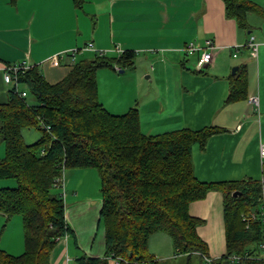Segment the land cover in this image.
<instances>
[{"label": "crops", "instance_id": "obj_1", "mask_svg": "<svg viewBox=\"0 0 264 264\" xmlns=\"http://www.w3.org/2000/svg\"><path fill=\"white\" fill-rule=\"evenodd\" d=\"M247 21L251 31L239 28L226 16L222 0H83L80 7L73 0H0V103L7 100L11 87L3 80L8 64L37 65L44 78L55 83L68 73L74 61L91 58L97 51H107L109 56H118L119 49L121 53L133 51L135 59L141 58L147 65L143 71L149 81L144 84L133 73L124 77L120 74L125 70L117 71V66L98 69V99L104 107L114 114L136 107L141 130L146 134L219 126L223 130L212 135L205 148H192L195 176L203 181L260 179L264 19L251 12ZM250 35L258 43L256 56L247 45ZM207 41L212 43L208 49L211 61L198 69L199 53H187L185 48L189 43L204 47ZM86 45L91 47L70 54ZM241 65L247 68L248 97H258L257 111L248 98L225 103L230 78ZM235 66L238 68L232 74ZM106 88L111 94L105 93ZM22 135L25 142L32 143L41 132L23 128ZM3 155L0 140V158ZM0 182L2 186L11 185L10 181ZM64 187L65 220L71 232L52 250L50 264H80L82 257H105L97 170L70 169ZM222 200L221 192L211 191L189 207L192 215L204 220L198 233L208 244L210 257L225 251ZM0 249L12 255L24 251L19 215L7 218L0 213ZM148 251L156 259L173 257L170 236L164 232L151 234Z\"/></svg>", "mask_w": 264, "mask_h": 264}, {"label": "trees", "instance_id": "obj_2", "mask_svg": "<svg viewBox=\"0 0 264 264\" xmlns=\"http://www.w3.org/2000/svg\"><path fill=\"white\" fill-rule=\"evenodd\" d=\"M222 1L226 16L239 28L252 30L248 13L264 19V8L256 0ZM73 2L80 7L83 0ZM134 59L128 50L118 56L95 52L74 61L55 83L48 82L37 65L16 72L18 86L12 85L7 100L0 103V180L14 181L0 186V213L21 217L24 251L12 255L0 249V264H50L52 250L71 232L64 197L53 191L54 184L63 169L73 168L97 170L99 218L105 232V257H82L80 264H108L116 258L119 264H168V259H156L148 251L155 232L170 236L174 256H186L183 264H264L259 248L264 224L258 215L264 165L260 179L200 180L194 173L192 148H205L223 128L207 125L146 134L136 107L122 114L109 112L98 99L97 71L116 66L117 71L126 70L134 66ZM247 98V68L241 65L230 78L225 103ZM23 128H36L41 136L27 143ZM211 191L221 192L223 198L225 251L218 257H210L198 233L204 220L189 211L191 203Z\"/></svg>", "mask_w": 264, "mask_h": 264}, {"label": "built area", "instance_id": "obj_3", "mask_svg": "<svg viewBox=\"0 0 264 264\" xmlns=\"http://www.w3.org/2000/svg\"><path fill=\"white\" fill-rule=\"evenodd\" d=\"M248 47L250 48V51L252 53L253 56H256L257 54V49H258V43L255 40V37L253 35L249 36V40L247 42ZM212 43L210 41H207L205 43L204 47H197L195 46L193 43H189V45L185 48V50L187 51V53H192L194 51H197L199 53V56L197 58L196 61V67L198 69H202L205 65H207L210 61H211V53L208 50L209 48H211ZM91 46L90 45H86L83 46L82 48H76L70 51L71 55H75L79 52H82L84 50L89 49ZM99 53H104V51H97ZM119 54H121V51L119 49ZM234 56H236V53L233 54ZM29 66H27L25 63H11L8 64L4 67V71H3V80L6 84L9 85H15L18 86L17 84V79L15 77L16 72L19 69H25L28 68ZM118 69V68H117ZM21 95L25 96L26 92L25 91H21ZM248 101L251 103V105H253L255 111H257L258 108V97L256 95H252L250 97H248ZM260 158L262 161V164L264 165V145L260 146ZM64 180H65V170L63 169L62 171V175L60 177H57L55 180V187L60 189V193L64 196L65 193V187H64ZM260 218L263 221L264 224V194L262 195L261 198V205H260V211L259 214ZM256 215L254 212L251 213V217L254 218ZM263 237H264V228H263ZM259 248L262 251V258L264 259V238L260 241L259 243ZM233 259L237 260L239 259L238 255H234L232 256ZM204 259L206 261H209L210 259L207 257H204ZM114 264H119V262L121 261L120 258H116V259H112Z\"/></svg>", "mask_w": 264, "mask_h": 264}, {"label": "rangeland", "instance_id": "obj_4", "mask_svg": "<svg viewBox=\"0 0 264 264\" xmlns=\"http://www.w3.org/2000/svg\"><path fill=\"white\" fill-rule=\"evenodd\" d=\"M256 1H259V2H261V3L264 4V0H256ZM106 54L111 55V54L108 53L107 51H106ZM144 67H147V65L144 64V62H142L141 58H137V59H135V67L132 68V69H131V68H127V69L125 70V72L122 73V74H120V75H122V76H124V77H128V76L130 75V73H133V74L137 75V76H136L137 78L141 77V79L144 81V84H145L146 82L149 81V79L145 77V74H146V73H144V71H143V68H144ZM117 74H118V73H117ZM129 79H130V78H129ZM21 88H22V87L20 86V89H21ZM105 93H107V94H111V90H110V89L107 90V88H106ZM112 94H113V93H112ZM113 96H114V95H113ZM107 110H108V109H107ZM112 113H113V112H112ZM113 114H114V113H113ZM115 114H117V113H115ZM120 114H121V113H120ZM28 130H31V131H39V130L36 129V128H27V131H28ZM69 170H70V169H66V172H65V173H67ZM0 181H10V182H11V185L14 184V181H13V180H0ZM2 185H3V183L0 182V186H2ZM4 186H5V185H4ZM56 189H59V188H56ZM56 189H53V191L56 192ZM59 190H60V189H59ZM101 224H102V222H101ZM102 225H103V224H102ZM102 225H101V226H102ZM209 253H210V252H209ZM261 254H262V251H261ZM174 259H175V260H174ZM184 259H186V256H185V255L174 256V257L168 258V260H169L168 264H183V260H184ZM193 259H197V258L194 257ZM108 264H114L113 260L110 259Z\"/></svg>", "mask_w": 264, "mask_h": 264}, {"label": "water", "instance_id": "obj_5", "mask_svg": "<svg viewBox=\"0 0 264 264\" xmlns=\"http://www.w3.org/2000/svg\"><path fill=\"white\" fill-rule=\"evenodd\" d=\"M237 66H235V67H233V69H232V74H234L235 73V71L237 70ZM121 71H123V70H121Z\"/></svg>", "mask_w": 264, "mask_h": 264}]
</instances>
